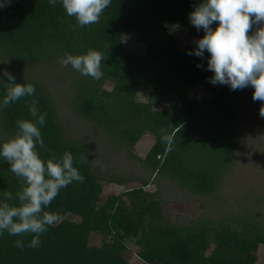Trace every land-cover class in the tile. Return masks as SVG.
Listing matches in <instances>:
<instances>
[{
  "label": "trees",
  "instance_id": "16d2710c",
  "mask_svg": "<svg viewBox=\"0 0 264 264\" xmlns=\"http://www.w3.org/2000/svg\"><path fill=\"white\" fill-rule=\"evenodd\" d=\"M201 2L112 0L99 22L84 28L67 16L59 0L55 7L49 0H12L0 8V61H15L21 67L33 60L54 63L59 73L64 68L57 75V91L84 124L65 125V111L57 106L51 89L34 79L17 78L16 83H30L36 92L0 110V143L14 136L17 120L34 119L25 100L35 99L39 112L46 114L40 128L46 147L37 146L41 157L59 159L71 152L74 166L85 177L84 183L61 189L50 206L59 217L71 213L80 222L59 221L40 237L37 248L28 247L30 235L5 232L0 235V264H128L124 254L129 239L139 246L136 256L144 264H255L259 246L264 247V199L246 194L228 207V201L216 195L232 167L236 147L232 100L239 90L212 84L209 54L205 52L203 59L188 55L195 46L180 50L178 39L167 32L168 26L177 25L194 38L203 37V30L197 31L189 20ZM125 33L145 44L144 55L126 51ZM89 49L105 54L100 80L59 63L67 54L83 55ZM107 81L110 90H102ZM198 85L210 96L199 94ZM140 89L149 91L148 102L137 100ZM5 91L0 83V99ZM159 99L169 108L154 109ZM146 131L154 143L142 159L133 147ZM89 134L93 145L87 143ZM163 135L171 136L172 143L166 145ZM97 152L103 166L96 160ZM81 155L87 157L86 164L78 162ZM118 163L136 165L137 174L120 173ZM111 165L118 171L113 172ZM128 182L139 186L124 188L104 201L99 198L103 183ZM152 185L154 189H147ZM19 188L20 180L0 158V200L5 191L15 195ZM188 195L204 200L205 208L220 209L219 214H200L188 221L163 215L164 201ZM90 233L103 237L100 246L88 245ZM17 239L23 241V249L15 246Z\"/></svg>",
  "mask_w": 264,
  "mask_h": 264
},
{
  "label": "clouds",
  "instance_id": "9594fccd",
  "mask_svg": "<svg viewBox=\"0 0 264 264\" xmlns=\"http://www.w3.org/2000/svg\"><path fill=\"white\" fill-rule=\"evenodd\" d=\"M58 0H49L56 6ZM67 16L74 17L76 25L84 28L99 22L112 0H59ZM12 0H0V8ZM189 20L197 31L203 30V37L194 40L196 45L188 55L204 58L209 54L207 69L213 73L209 78L214 85H227L230 90H242L251 86L252 99L261 102L259 110L264 117V0H202L189 14ZM216 23L215 29L212 25ZM255 31H253V27ZM75 30V28L73 29ZM251 33V34H250ZM107 48V45H105ZM105 54L89 49L83 55L67 54L59 63L84 77L100 80L104 73L102 61ZM197 67L202 65L197 64ZM8 83H4V80ZM0 83L5 85V94L0 99V110L33 97L36 89L30 83L19 84L7 70L0 75ZM28 111L34 119L16 121L14 136L0 143V158H3L10 171L20 180V188L13 195L5 191L0 200V235L32 237L28 247L37 248L40 237L55 226L60 217L50 210L52 202L61 189L73 182L84 183L85 177L74 166V156L64 152L59 159H43L38 151L45 148L40 128L45 124V115L39 112L37 101L32 99ZM162 141L172 143V137L163 135ZM80 164L88 162L87 157L78 158ZM15 201V203H9ZM17 248L23 249L22 240L15 241Z\"/></svg>",
  "mask_w": 264,
  "mask_h": 264
},
{
  "label": "rangeland",
  "instance_id": "374dc122",
  "mask_svg": "<svg viewBox=\"0 0 264 264\" xmlns=\"http://www.w3.org/2000/svg\"><path fill=\"white\" fill-rule=\"evenodd\" d=\"M167 32L169 36L178 39L176 43L178 49L184 50L185 47L189 45L196 47L194 40H197V38L188 35L184 28L172 25L167 27ZM161 33L162 32H160L159 35ZM122 38L127 52L138 55H144L146 53L145 44L138 42L134 34L125 33ZM20 64L21 63L15 61L10 62V60H7V62L4 63L0 61V75H2L3 70H7L15 77V79H34L36 82L44 84L52 90L51 94L57 103V106L62 109L63 112L65 111V125L68 123V127L70 128L74 127L77 123L76 126L84 125L83 123L80 125L79 121H81V118L76 116L70 109H67L68 105L67 107L65 106L67 97H64L62 94L59 96V91H57L60 87L58 85L57 75H62L64 68H62L63 70L59 73V66H54V63H42L38 60L30 61L22 67ZM51 66L54 67V69L51 68ZM111 86L110 81L104 82L102 90H110ZM196 91L205 97L210 96L208 91L201 85L196 87ZM253 91L254 89L249 86L233 94L232 101L236 109V119L234 120L235 123L233 124L234 127H232V131L236 133L234 140L236 147L232 150L233 162L229 171L230 173L226 177L227 180L218 188V194H216L220 197H224L228 201V207L235 206V204L238 203L237 200H240L241 196L246 194H252L253 197L256 194L264 199V117H261L259 114V110L262 106L261 102L252 99ZM149 94L148 90L140 89L137 90L136 98L140 103H146L148 102ZM153 107L158 110H166L169 108V104L164 100L159 99L155 101ZM80 138L84 137L80 136ZM87 138V143L93 145L91 142V139H94L92 134H89ZM80 140L86 142L85 139ZM153 143L154 136L146 131L134 145L133 151L139 156V158L143 159L149 152ZM101 158V153L98 154L97 152L96 160L101 166H103L105 163L99 161ZM111 167L113 166L111 165ZM117 167L121 170L120 173L124 172L123 174H130V172L137 174L138 172L136 165L135 167H129L128 164H125L121 167L118 163ZM131 168H133V170ZM113 169L116 170H113V172L118 171V169H115L114 167ZM110 173L112 172L110 171ZM139 175L141 174L139 173ZM136 186H139L136 182H128L126 185L103 183L101 185L102 192L99 198L104 201L109 196L119 194L124 188H134ZM147 189L152 190L154 189V186H149ZM195 197L196 196L188 195V197L179 198L178 200L164 201L161 207L163 215L171 219L179 216L183 221H188L190 219H195L200 214H206L208 217H211L212 214L213 216L219 214V211L217 210L220 209H212V205L205 208L206 202ZM241 214L244 215L247 213L243 212ZM62 220H70L75 223L80 222V218L71 213H66L60 216L59 221ZM102 241L103 237L97 233H90L88 236L89 246H100ZM126 244L127 250L124 257L127 259L128 264H144L136 256V253L139 251V246L135 241L129 239ZM255 264H264L263 246H259L258 248Z\"/></svg>",
  "mask_w": 264,
  "mask_h": 264
}]
</instances>
